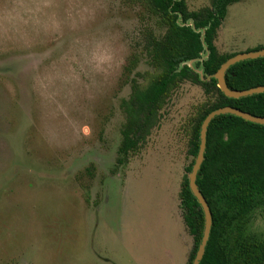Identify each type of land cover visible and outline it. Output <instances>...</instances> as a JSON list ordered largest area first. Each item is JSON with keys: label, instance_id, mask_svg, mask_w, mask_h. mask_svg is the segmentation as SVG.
Masks as SVG:
<instances>
[{"label": "rangeland", "instance_id": "rangeland-1", "mask_svg": "<svg viewBox=\"0 0 264 264\" xmlns=\"http://www.w3.org/2000/svg\"><path fill=\"white\" fill-rule=\"evenodd\" d=\"M158 20L145 0H0V264L187 263L179 192L201 85L181 82L144 143L118 152ZM214 44L264 48V0L228 5ZM247 231L264 236L260 209Z\"/></svg>", "mask_w": 264, "mask_h": 264}, {"label": "trees", "instance_id": "trees-1", "mask_svg": "<svg viewBox=\"0 0 264 264\" xmlns=\"http://www.w3.org/2000/svg\"><path fill=\"white\" fill-rule=\"evenodd\" d=\"M164 28L160 36L149 33L145 43L151 72L142 82H133L130 95L121 101L125 116L118 152L136 151L157 124L159 111L172 91L183 81L201 85L208 100L198 108L190 128L189 153L199 144V128L206 114L221 106H233L264 117V92L239 98L225 96L216 79H201L187 63L203 68L204 78L215 73L221 63L235 53L218 52L214 39L227 6L238 0H211L209 6L189 10L186 0H145ZM191 23V24H190ZM203 29V35L201 32ZM260 49V48H256ZM229 88L242 90L264 85V56L231 65L225 73ZM196 183L212 214V226L199 264H264V236L247 231L255 209L264 215V125L233 114H220L209 123L204 159ZM180 208L193 238L186 264H191L200 241L204 215L188 186L182 182Z\"/></svg>", "mask_w": 264, "mask_h": 264}, {"label": "water", "instance_id": "water-1", "mask_svg": "<svg viewBox=\"0 0 264 264\" xmlns=\"http://www.w3.org/2000/svg\"><path fill=\"white\" fill-rule=\"evenodd\" d=\"M203 31L204 30L201 29L202 35H203ZM203 53H204V57L201 56V59L207 57V53H208L207 49ZM263 56H264V48L235 53L234 55L225 59L221 63V65L218 67V69L215 71V73L211 75H207L206 78H204L203 76V68L201 66L195 67L194 65L192 66L191 64L197 60H201L200 58L191 59V60L186 61L185 63H187L190 67H192L196 72H198L202 80L209 79L211 77L215 78L217 82V87L221 90V92L225 96L232 97V98H239V97L248 96L252 94L263 93L264 85H258V86H254V87H250V88H246L242 90L231 89L228 87L226 80H225L226 70L231 65L239 61L263 57ZM220 114H233L245 120L264 125V117L253 115L249 112H246L239 108L228 106V105L221 106V107H218V108H215L209 111L204 117V119L202 120L200 124V128H199V144H198L197 154H196V157L194 158L193 164L191 166V170L188 174V186L193 196L196 198L200 207L202 208L203 215H204V226H203V231H202L200 241L197 245V249L195 251L191 264L200 263L204 255V252H205V247L209 239L210 230L212 226L211 210L209 208V205L207 204V201L205 200L204 196L202 195L201 191L199 190L197 186L196 177H197V172L199 171L201 163L204 159V151H205V146H206V135H207V129H208L209 123L215 116L220 115Z\"/></svg>", "mask_w": 264, "mask_h": 264}]
</instances>
